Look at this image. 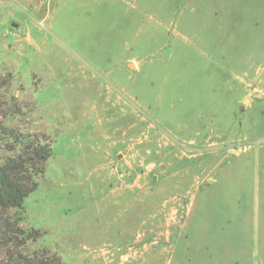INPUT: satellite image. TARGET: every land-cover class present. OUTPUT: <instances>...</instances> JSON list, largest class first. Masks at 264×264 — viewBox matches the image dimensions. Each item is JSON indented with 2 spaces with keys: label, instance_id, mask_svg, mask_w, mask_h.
Wrapping results in <instances>:
<instances>
[{
  "label": "rangeland",
  "instance_id": "obj_1",
  "mask_svg": "<svg viewBox=\"0 0 264 264\" xmlns=\"http://www.w3.org/2000/svg\"><path fill=\"white\" fill-rule=\"evenodd\" d=\"M259 136L264 0H0V164L36 158L24 253L160 264Z\"/></svg>",
  "mask_w": 264,
  "mask_h": 264
},
{
  "label": "crops",
  "instance_id": "obj_2",
  "mask_svg": "<svg viewBox=\"0 0 264 264\" xmlns=\"http://www.w3.org/2000/svg\"><path fill=\"white\" fill-rule=\"evenodd\" d=\"M261 138L264 139L259 136L252 145L249 166L236 167L232 170L235 177H219L204 188L203 204L208 202L211 210L196 219L195 215L188 219L185 245L157 250L154 260L160 264H264ZM224 186L225 194L210 192Z\"/></svg>",
  "mask_w": 264,
  "mask_h": 264
},
{
  "label": "trees",
  "instance_id": "obj_3",
  "mask_svg": "<svg viewBox=\"0 0 264 264\" xmlns=\"http://www.w3.org/2000/svg\"><path fill=\"white\" fill-rule=\"evenodd\" d=\"M36 153L42 163L51 152L39 148ZM35 159L29 154H22L0 164V264H62L59 258L51 263L45 255L43 258L46 260H40L23 251L30 234L20 223L24 201L37 187L31 170L34 167L32 160Z\"/></svg>",
  "mask_w": 264,
  "mask_h": 264
}]
</instances>
